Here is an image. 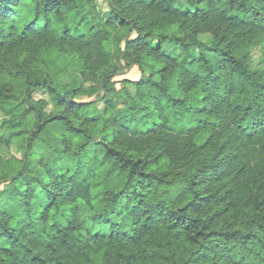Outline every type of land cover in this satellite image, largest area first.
Returning a JSON list of instances; mask_svg holds the SVG:
<instances>
[{
	"label": "clouds",
	"instance_id": "clouds-1",
	"mask_svg": "<svg viewBox=\"0 0 264 264\" xmlns=\"http://www.w3.org/2000/svg\"><path fill=\"white\" fill-rule=\"evenodd\" d=\"M0 264H264V0H0Z\"/></svg>",
	"mask_w": 264,
	"mask_h": 264
}]
</instances>
